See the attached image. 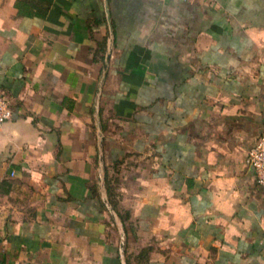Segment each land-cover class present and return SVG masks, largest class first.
<instances>
[{"label": "crops", "instance_id": "1", "mask_svg": "<svg viewBox=\"0 0 264 264\" xmlns=\"http://www.w3.org/2000/svg\"><path fill=\"white\" fill-rule=\"evenodd\" d=\"M0 264H264V0H0Z\"/></svg>", "mask_w": 264, "mask_h": 264}, {"label": "built area", "instance_id": "2", "mask_svg": "<svg viewBox=\"0 0 264 264\" xmlns=\"http://www.w3.org/2000/svg\"><path fill=\"white\" fill-rule=\"evenodd\" d=\"M13 117L10 100L0 94V130ZM247 163L253 168L257 182L264 186V135L260 136L256 145L250 150Z\"/></svg>", "mask_w": 264, "mask_h": 264}]
</instances>
